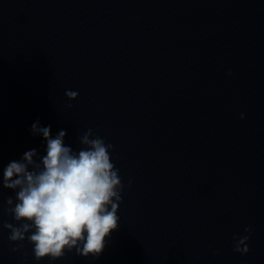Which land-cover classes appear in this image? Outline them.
Listing matches in <instances>:
<instances>
[{"label": "water", "instance_id": "obj_1", "mask_svg": "<svg viewBox=\"0 0 264 264\" xmlns=\"http://www.w3.org/2000/svg\"><path fill=\"white\" fill-rule=\"evenodd\" d=\"M37 119L113 145L119 229L49 262L0 226V264H264V0H0V168Z\"/></svg>", "mask_w": 264, "mask_h": 264}, {"label": "clouds", "instance_id": "obj_2", "mask_svg": "<svg viewBox=\"0 0 264 264\" xmlns=\"http://www.w3.org/2000/svg\"><path fill=\"white\" fill-rule=\"evenodd\" d=\"M65 94L70 100L78 96L71 90ZM29 131L42 137L44 152L27 150L0 168V187L15 192L3 209L14 222L0 219V226L10 230L9 241L16 242L12 251L27 241L36 261H56L73 249L79 256L98 259L106 238L119 229L124 184L111 159L113 145L89 128L78 138L82 147L73 149L65 143L66 129L53 136L51 125L41 126L39 119ZM245 231L249 235L234 236V251L241 254L250 251L246 241L252 226Z\"/></svg>", "mask_w": 264, "mask_h": 264}]
</instances>
